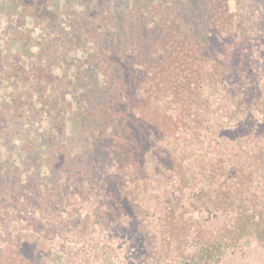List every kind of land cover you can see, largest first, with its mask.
<instances>
[{"label":"rangeland","instance_id":"obj_1","mask_svg":"<svg viewBox=\"0 0 264 264\" xmlns=\"http://www.w3.org/2000/svg\"><path fill=\"white\" fill-rule=\"evenodd\" d=\"M88 1L68 0V5H65L55 0L49 9L55 12V21L51 28H47L52 18L49 12L47 20L28 17L22 13L20 0H0V53L5 58L9 57L10 50L18 53L22 44L17 38L18 33L21 27L29 28L34 32L27 43L28 47H33L27 52L32 63L59 64L62 69L65 68V72H70L69 76L76 71L78 73L77 66H74L77 64L76 59L81 58L90 44L87 31L81 34L75 33L73 28L71 33L69 31L72 21L83 13L78 8ZM95 1L98 3L93 5L104 10L101 0ZM127 1H130L133 10L135 2L142 10L146 8L144 13L134 10L133 14L141 16L139 19L144 20V25L147 24V17L155 13L154 5L146 6L148 3L179 5L182 7V20L185 14H194L197 10L194 9V3L189 5L179 0ZM127 1L110 0L113 4L107 5L111 6L110 13L117 20L118 26L129 19ZM258 1L262 3L259 5ZM257 2L239 1L237 10L243 19L251 22L248 29H243L242 24H231L228 18L223 24L220 19L215 22V25L221 26L217 37L228 39V49L222 54L215 52L218 60H215L216 55L210 57L205 69L199 67L197 73L203 74L213 65L221 63L217 65L219 68L211 69L214 74L213 83L202 82L198 88L193 89L191 101L194 105L175 98V94L168 95L167 99L160 102L161 110L178 118L179 122L173 125L170 132L156 134L150 139V151L142 170H134L132 166L124 167L126 163L118 161L108 166L107 176L113 175V178L118 177L120 181L130 182L133 172L141 178L138 191L133 194L135 201L142 205L137 219L98 214V207L105 211L109 209L105 202L114 201L112 195L108 197L113 194L110 187H88L84 198L72 196L68 202L64 200L60 203L52 198V202L48 201L46 206L40 197L30 196L28 189L16 187L17 194L14 195H10V191L5 192L1 177L0 264H190L191 258L200 253L192 240L186 237L187 234L184 236L176 221L171 219L174 214L184 227L186 222L188 225L193 224L196 229L201 225L202 231L213 232L226 243L227 231L232 235L231 226L240 209L243 212H260L262 218L255 222L264 223V0ZM168 12L171 17L175 16L174 12ZM259 12L263 18L255 24L254 17L259 16ZM69 13L74 14V18ZM223 17L226 18V15ZM88 18L87 15L84 17L87 21ZM178 23L182 25L184 34L191 32L194 36L197 52L203 47V41L207 40L203 39L205 25L202 21ZM57 36L58 45H66L57 48V51H50L49 46L57 41ZM248 37L249 40L245 41ZM74 38H79L81 42L76 44ZM228 52L238 54L244 61L240 59L242 62L238 66L230 63V67H227L229 57L232 60ZM186 55L198 57L189 53ZM69 58L73 66L68 69L69 62L66 65V60ZM81 68L84 70L87 65ZM225 70L232 82L238 79L236 73H239L245 83H231L229 80L231 85H228L221 80L220 73ZM55 72L62 73L59 69ZM75 80H78L82 88L78 94L84 92L81 77H75ZM234 86V93L228 91V88L232 90ZM186 93L183 92L184 95ZM150 126L154 130L158 129L155 123L149 122ZM31 128L34 129V126ZM22 129L20 122L14 132L19 133ZM119 129L120 124L117 123L109 132L116 135ZM111 138L106 139V144L112 147L114 141ZM9 142L11 146L1 148L2 175L7 174L9 179L21 176V183H24L29 178L27 173L45 171L28 170L27 165H24L27 156L23 157L19 150L21 142L13 139ZM260 153L262 158L257 163L255 157L260 158ZM35 160L38 161L37 157L28 158L29 163ZM16 164L20 170H14ZM247 171L252 174L246 178ZM104 174L100 172L99 180H103ZM53 183V180L43 181L36 177L30 186L51 187ZM114 188L117 192L119 186L115 185ZM106 191L109 194L107 197ZM42 192L44 196L45 191ZM219 203L227 210L217 209ZM41 205L47 208L46 212ZM226 243L210 263L203 264H264V245L256 237L248 235L236 244ZM142 250L145 253H141ZM30 251L34 255L31 258Z\"/></svg>","mask_w":264,"mask_h":264},{"label":"trees","instance_id":"obj_2","mask_svg":"<svg viewBox=\"0 0 264 264\" xmlns=\"http://www.w3.org/2000/svg\"><path fill=\"white\" fill-rule=\"evenodd\" d=\"M20 1L25 16L47 20L46 15L49 12L52 18L47 28L52 27L55 12L49 9L53 7L55 0ZM59 1L68 5V0ZM179 1L189 5L194 3L196 12L185 14L182 20L180 16L182 7L179 5L148 3L146 6L154 5L155 13L147 17L146 25L144 20L140 21L141 16L133 15L134 10L144 13L146 9L143 7L142 10L135 1H133L136 5L134 10L131 9L130 1H127L129 19L121 22L120 26L117 25V20L112 18L109 10L111 6H107L113 4L110 0H101L105 6L102 11L93 5L98 3L95 0L80 5L78 9L83 10V13L81 17H76L72 21L69 32H72V28L77 34L87 31L90 47L80 59H76L77 64L74 66H77L78 73L76 71L71 75L72 77L69 76L70 72H65V68L62 69L59 64L53 66L50 62L43 65L38 62L32 63L27 52L33 47H28L27 43L32 39L34 32L29 28L21 27L17 36L22 43L18 53L10 50L9 57L6 58L0 53V160L3 156L1 148L11 146L9 141L13 139L21 142L19 150L23 157L27 156L24 164L27 165V169L45 171L27 173L29 178L24 183H21V176L9 179L7 174L0 173L5 192L10 191V195H14L17 194L16 187L22 190L28 189L30 196L40 197L45 201L42 204L47 206L46 203L52 202V198L58 203L64 200L68 202L72 196L84 198L88 187L105 189L110 187L113 194L109 195L106 191L105 195L106 197L112 195L114 201L105 202L109 206L105 211L98 207V214L104 216L115 214L129 217L130 220L137 219L142 211V205L135 201L133 194L138 191V181L141 178L133 172L130 182L120 181L118 177L113 178V175L107 176L108 166L118 161L126 163L124 167L132 166L134 170H142L150 151L152 142L150 139L156 134L170 132L173 125L179 122L178 118L161 110L160 102L167 99L168 95L175 94V98L193 106L194 103L191 101L193 89L198 88L202 82L214 81L211 69L219 68L217 65L220 66L221 63L213 65L203 74L197 72L199 67L201 70L205 67L210 57L216 55L215 60H218L215 52L221 54L227 52L229 41L225 37L223 39L217 37L221 26L215 25V22L220 19L223 24L230 19L231 24L233 22L242 24L243 29H248L251 23L243 19L237 10L241 0ZM260 2L258 1L257 4L260 5ZM167 10L174 12L175 16L171 17ZM117 11L120 12L119 9ZM212 11L218 12L212 14ZM69 15L74 18V14L69 13ZM86 15L87 18L90 15L88 21L84 19ZM225 15L226 18L223 17ZM261 18L263 16L259 12V16L254 17V23H259ZM177 20L185 23L202 21L205 25L203 39L207 40L203 41V47L197 52L194 36L191 32L184 34L183 27ZM73 40L76 44L81 42L79 38ZM247 40L249 37L245 39ZM60 45L57 36V41L52 42L49 50L57 51V48L66 44ZM186 53L198 57L187 56ZM228 53L231 54L232 60L229 57L227 67H230V63L238 66L239 62L244 61L241 56H237L238 54ZM69 60L71 58L66 60V65L69 62L68 69L73 66V61ZM86 65L87 68L82 70L81 67ZM56 69L61 70L62 73L55 72ZM236 74L238 79L235 82L245 83L243 76ZM220 75L222 81L229 82L228 71H222ZM75 77H81L84 83V92H81L83 94H78L82 88ZM230 82L235 83L231 80ZM235 87L232 90L228 88V91L234 93ZM183 92H187L186 95ZM85 99L88 106L85 104ZM20 122L22 131L14 132ZM149 122L155 123L158 129L148 127ZM117 123L120 124L118 133L110 134L109 131ZM33 126L34 129L31 128ZM109 137L114 141L112 147L106 144V139ZM260 155L261 153L258 159L257 156L255 157L257 163L262 158ZM32 156L37 157L38 161L29 163L28 158ZM15 167L14 170L21 169L18 164ZM100 172L105 173L102 181L99 180ZM251 174L247 171L246 178ZM36 177H40L43 181L53 180V186H42L43 188L30 186ZM115 185L119 186L117 192ZM5 192L3 195L6 194ZM229 192L233 195L231 191ZM41 208L46 212L47 208L42 205ZM216 208L227 210L221 203ZM239 211L231 226L232 235L227 231L228 245L236 244L242 237L248 235L256 237L264 245V223L255 222L257 219L261 220L260 212L250 213L245 210L243 212L241 209ZM171 219L176 221L184 236L187 234L186 237L198 247L200 254L191 258L190 264L210 263L226 243L215 233L202 231L201 225L196 229L193 224L188 225L186 222L185 228L177 221L175 214ZM140 252L145 253V250ZM29 255L30 258L34 256L32 251Z\"/></svg>","mask_w":264,"mask_h":264}]
</instances>
